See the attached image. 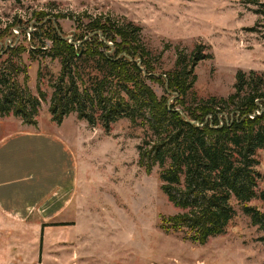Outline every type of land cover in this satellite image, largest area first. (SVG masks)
I'll return each instance as SVG.
<instances>
[{
	"label": "rangeland",
	"instance_id": "rangeland-1",
	"mask_svg": "<svg viewBox=\"0 0 264 264\" xmlns=\"http://www.w3.org/2000/svg\"><path fill=\"white\" fill-rule=\"evenodd\" d=\"M254 1L0 0V63L9 56L2 52V45L30 46L36 12L75 16L58 19L70 39L78 30L79 14L109 13L141 26L142 42L159 72L175 68L178 51L190 53L197 44L207 46L206 52L213 58L197 65V81L189 97L226 98L235 91L238 71L264 72V17L256 13L259 5ZM251 27L256 31L248 29ZM21 28L27 29V39ZM23 60L28 66V86L35 95L39 94L38 70L43 71L41 87L47 100L42 102L37 125L24 124L15 116L0 118V138L24 125L31 131H56L53 133L64 137L75 154L79 185L68 208L57 218L43 220L32 214L25 222L21 220L24 223L4 227L9 234L2 251L6 258L0 264H264V230L252 224L236 201V215L226 233L205 244L187 239L185 231L165 232L161 217L181 210L162 189V168L157 165L148 172L139 164L138 146L145 128L124 118L107 133L101 125L78 119L76 113L62 124L54 122L49 84L59 75L60 61L31 60L27 54ZM150 84L163 94L162 85ZM39 144L42 148L36 154L44 164L47 145ZM256 157L262 190L264 149ZM250 205L264 210L259 199Z\"/></svg>",
	"mask_w": 264,
	"mask_h": 264
},
{
	"label": "trees",
	"instance_id": "trees-1",
	"mask_svg": "<svg viewBox=\"0 0 264 264\" xmlns=\"http://www.w3.org/2000/svg\"><path fill=\"white\" fill-rule=\"evenodd\" d=\"M254 3L259 5L256 13L264 17V2ZM60 17L75 19L72 14L51 17L36 12L29 47L2 45L9 56L0 63V118L15 116L24 124L37 125L47 100L41 87L45 75L38 70L35 95L28 86L23 55L59 60V75L49 84L54 122L62 124L76 113L78 119L101 125L107 133L124 118L145 128L138 146L139 164L148 172L157 165L162 168V189L181 210L161 217L165 232L185 231L187 239L205 244L226 233L236 215L233 201L242 204L252 224L264 230V210L250 205L254 199L264 203L256 157L264 149V72L238 71L235 91L226 98H190L197 65L213 58L207 46L197 44L190 53L178 51L175 68L163 73L155 67L142 42V28L134 21L85 12L76 18L78 30L70 39ZM26 30L21 28L25 39ZM149 81L162 85L163 94Z\"/></svg>",
	"mask_w": 264,
	"mask_h": 264
},
{
	"label": "crops",
	"instance_id": "crops-1",
	"mask_svg": "<svg viewBox=\"0 0 264 264\" xmlns=\"http://www.w3.org/2000/svg\"><path fill=\"white\" fill-rule=\"evenodd\" d=\"M24 126L0 138V263L6 258L2 252L9 234L6 225L24 223L32 214L43 220L57 218L79 185L77 160L68 141L56 131ZM39 143L47 145L44 164L36 154L42 148Z\"/></svg>",
	"mask_w": 264,
	"mask_h": 264
}]
</instances>
